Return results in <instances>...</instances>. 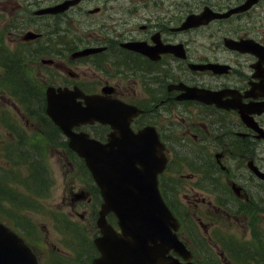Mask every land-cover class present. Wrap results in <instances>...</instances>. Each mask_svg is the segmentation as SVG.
<instances>
[{"label":"flooded vegetation","instance_id":"obj_1","mask_svg":"<svg viewBox=\"0 0 264 264\" xmlns=\"http://www.w3.org/2000/svg\"><path fill=\"white\" fill-rule=\"evenodd\" d=\"M48 87L74 89L81 103L121 101L129 129L163 146L158 188L193 263L248 264L225 230L262 240L264 0H0V98L14 111L0 107L7 161L32 159L30 117L14 99H45ZM98 126L74 129L106 139L111 127ZM69 164L68 212L82 222L100 195L82 162Z\"/></svg>","mask_w":264,"mask_h":264},{"label":"water","instance_id":"obj_2","mask_svg":"<svg viewBox=\"0 0 264 264\" xmlns=\"http://www.w3.org/2000/svg\"><path fill=\"white\" fill-rule=\"evenodd\" d=\"M48 89L46 113L68 137V146L83 157L103 201L94 238L99 255L93 264H192L167 255L173 249L187 259L188 251L174 230L177 220L157 188V173L164 166L162 146L153 134L132 133L123 123V109L117 102L87 96L86 105L74 101V90ZM98 120L114 131L106 142L74 132L78 122ZM112 211L120 231L106 220ZM0 264H37L23 240L0 222Z\"/></svg>","mask_w":264,"mask_h":264},{"label":"rangeland","instance_id":"obj_3","mask_svg":"<svg viewBox=\"0 0 264 264\" xmlns=\"http://www.w3.org/2000/svg\"><path fill=\"white\" fill-rule=\"evenodd\" d=\"M35 100L36 98H34L33 101ZM0 107L8 108L6 109V113L14 115V111L10 108L9 100L0 98ZM35 126L38 125L34 124L32 119L29 120L26 130H29L32 139L36 133L34 132ZM2 136L6 137L7 142L9 141V136L2 130V125L0 123V138ZM45 143L46 142H37L35 140L36 146L39 147L38 153L41 149L42 152L45 150L48 154L46 164L48 165L51 175V180L47 182L41 196L37 197L40 204L38 200L34 198L35 204L33 203V208H36L38 205H40V207L38 209H33L30 207L31 203H29L25 208L26 197L18 194L15 196L17 200L16 203L9 200H3L1 202L3 204H0V217H2V220H4L7 225L13 227L14 230L24 237H28V239L35 244V252L41 262L44 263V251L49 250L53 252L59 249L62 251L60 252V257H57L60 264H88L89 258H91L90 256L93 254L92 249L89 247L87 248L86 245L81 242L78 247V255L73 257L72 252H70L71 249L67 246L68 239L63 237L61 234L62 230H59V228L62 229V227L57 226L56 228L57 223L55 224L53 219V216L57 215V217L62 220L67 219L69 221L71 219L70 222L74 224V222H77L76 218H78L77 216H70L67 206L71 194L69 185L74 180L70 177H66V172L68 171V167H70L69 163H71L67 150L63 147L62 143L53 145L52 148ZM6 146L9 145L6 144ZM2 150L4 151L3 148ZM9 169L22 171V173H24L25 167L4 162L0 156V172L4 170L10 171ZM7 182H9V179ZM49 184V190L46 191ZM18 187L19 190H24L22 185L19 184ZM2 193H0V195ZM9 198L12 200V197ZM29 207L30 209H27ZM262 212L259 213L261 218L257 221L258 231L260 232L262 240H259V237L251 235L248 228L240 229L237 227H227L225 230L226 233H232L237 237V240L240 241L239 248H241L244 253H250L253 256L251 260L247 261L248 264H254L255 262L264 264V211ZM76 225L78 228L82 229V234L87 237L90 235L93 236L92 232H89L91 227L89 228L86 221L77 223ZM78 242L79 240L74 237V247ZM53 255L56 258L54 252Z\"/></svg>","mask_w":264,"mask_h":264},{"label":"trees","instance_id":"obj_4","mask_svg":"<svg viewBox=\"0 0 264 264\" xmlns=\"http://www.w3.org/2000/svg\"><path fill=\"white\" fill-rule=\"evenodd\" d=\"M24 101H26V103L23 102L24 105L26 107H29L30 108L31 113H37V112L39 113V110H40V107L39 106L42 107V105H41L42 104V100H40V99L35 100V101H37V109L34 108L35 107V104L33 103V100L26 99ZM41 120L44 121L47 124H50L49 121H48V119L44 120V118H42ZM45 140L47 141V138H45ZM62 145H63V147L66 148V141L65 140L62 141ZM27 165L30 166L31 174L26 179V181H28V187L31 188V194H32L33 188L38 187L39 184H40L39 183V177H42V174H45V172H47V169H46V167L44 166L43 163H41V162L38 163V161L36 159H34L33 156H32L31 161L29 163H27ZM46 176H48V174ZM35 191H36L35 192L36 194L39 193L38 189H36Z\"/></svg>","mask_w":264,"mask_h":264}]
</instances>
